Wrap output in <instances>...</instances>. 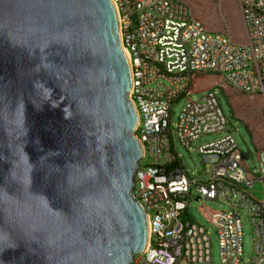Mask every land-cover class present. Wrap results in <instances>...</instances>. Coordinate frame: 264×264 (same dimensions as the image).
Returning a JSON list of instances; mask_svg holds the SVG:
<instances>
[{
    "label": "water",
    "instance_id": "water-1",
    "mask_svg": "<svg viewBox=\"0 0 264 264\" xmlns=\"http://www.w3.org/2000/svg\"><path fill=\"white\" fill-rule=\"evenodd\" d=\"M112 0H0V264H134L143 149Z\"/></svg>",
    "mask_w": 264,
    "mask_h": 264
},
{
    "label": "built area",
    "instance_id": "built-area-1",
    "mask_svg": "<svg viewBox=\"0 0 264 264\" xmlns=\"http://www.w3.org/2000/svg\"><path fill=\"white\" fill-rule=\"evenodd\" d=\"M235 1L247 45L209 31L186 0H112L133 81L136 136L144 153L134 198L146 211L149 243L134 264H212L208 231L185 221L192 197L221 201L229 208H202L217 234L221 264H264V200L253 196L256 180L264 182V152L255 179L232 136L205 145L199 153L209 179L194 181L177 153L176 140L189 148L203 135L225 131L229 119L210 88L200 100L186 103L175 128L171 121L174 103L189 97L201 75L219 76L221 89L264 98V0ZM143 161L148 164L142 166ZM243 213L254 236V255L248 261L243 259Z\"/></svg>",
    "mask_w": 264,
    "mask_h": 264
},
{
    "label": "rangeland",
    "instance_id": "rangeland-1",
    "mask_svg": "<svg viewBox=\"0 0 264 264\" xmlns=\"http://www.w3.org/2000/svg\"><path fill=\"white\" fill-rule=\"evenodd\" d=\"M195 17L201 20L211 32H217L233 38L238 44L247 45L248 37L241 11L235 0H186ZM219 76L213 74L198 76L192 86L189 97H183L174 103L171 111L173 128L178 122V116L189 100H200L207 90L212 88L219 100L225 115L229 119L228 127L220 133L203 135L190 145L184 147L176 140L175 147L185 169L194 181H207L208 169L199 153L201 147L221 141L232 136L243 155L251 176L258 178L260 152H264V98L260 95H247L234 89H221L218 86ZM148 164L142 162V166ZM195 192V190H194ZM253 196L264 200V182L256 180L253 185ZM211 212L227 211L229 208L221 201H199L192 197L185 221L195 223L205 228L212 241V264H221L220 246L214 227L202 208ZM183 220V219H182ZM244 261L254 255V236L252 224L245 213L242 215ZM182 264H186L183 262Z\"/></svg>",
    "mask_w": 264,
    "mask_h": 264
},
{
    "label": "bare ground",
    "instance_id": "bare-ground-1",
    "mask_svg": "<svg viewBox=\"0 0 264 264\" xmlns=\"http://www.w3.org/2000/svg\"><path fill=\"white\" fill-rule=\"evenodd\" d=\"M148 247V246H147Z\"/></svg>",
    "mask_w": 264,
    "mask_h": 264
}]
</instances>
